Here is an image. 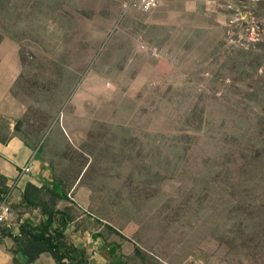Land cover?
Here are the masks:
<instances>
[{
	"label": "rangeland",
	"instance_id": "374dc122",
	"mask_svg": "<svg viewBox=\"0 0 264 264\" xmlns=\"http://www.w3.org/2000/svg\"><path fill=\"white\" fill-rule=\"evenodd\" d=\"M7 5L0 0V25L16 33L22 75L54 104L49 131L33 144L68 192L85 165L55 127L89 81L82 104L92 136L72 149L87 147L82 183L92 199L84 217L71 209L70 224L93 240L101 229L107 248L139 245L142 256L126 264H264V225L260 238L244 233L264 222V209L249 214L264 206V0H164L122 17L118 0H40L8 18ZM15 98L31 108L17 135L32 138L28 126L49 110L21 92ZM8 189L0 180V239L18 233L21 220L42 219L24 217ZM1 241L0 264H11L14 243Z\"/></svg>",
	"mask_w": 264,
	"mask_h": 264
},
{
	"label": "crops",
	"instance_id": "0c3cea01",
	"mask_svg": "<svg viewBox=\"0 0 264 264\" xmlns=\"http://www.w3.org/2000/svg\"><path fill=\"white\" fill-rule=\"evenodd\" d=\"M22 70L18 44L14 40L5 37L0 42V119L6 122L4 133H0V176L5 177L7 179V186L13 189V192L17 193L15 200H19L20 204L22 203V195L28 183H33L38 187L47 185L51 188H59L57 182L54 181L53 172L49 167V163L37 155V149L35 147H29L24 144L21 138L14 132L26 111V106L18 101L11 93V88L21 75ZM88 82L87 80L85 85L78 90L71 111L63 115L61 125L55 127V132L58 130L57 134L63 136L68 144L75 148H78L84 141L87 142L89 135V107L82 104L83 98L86 99V102L89 98V91L86 90ZM77 117L81 123L79 128H77ZM55 132L53 131V134H56ZM25 166L30 167V173L23 180L19 181L18 175ZM85 172L86 169L81 173L69 192L71 202H59L58 210L66 211L67 209H74L82 217L86 216L85 213L89 212L92 192L89 186L82 183ZM32 214H39L40 220L41 213L38 210H33L32 212L28 210L24 217L29 218ZM24 222L31 221L21 220L18 223V227ZM87 222L85 227L88 224ZM95 233H101V229ZM65 235L67 243L76 249L86 251V256H88L91 244H96L97 247L100 246V243L102 244V246L98 247L94 257H87L89 264H115L110 259L108 248L103 245L102 238L93 240L92 233H89L87 228L85 230L78 229V226L70 224ZM114 242L120 246V252L117 253L122 256L120 258L123 261L124 257L135 254L136 247L140 248L134 242ZM11 260V264H13V256ZM193 262L194 264H202L201 260H194ZM34 264L55 263L49 255L45 254Z\"/></svg>",
	"mask_w": 264,
	"mask_h": 264
},
{
	"label": "trees",
	"instance_id": "16d2710c",
	"mask_svg": "<svg viewBox=\"0 0 264 264\" xmlns=\"http://www.w3.org/2000/svg\"><path fill=\"white\" fill-rule=\"evenodd\" d=\"M33 2L40 3V0H7L8 5L3 7L6 8L7 14L6 17L11 16V11L20 10L26 12V10L31 9L30 4ZM6 20L3 23H7ZM0 29H3L7 34L3 36L0 33V42L5 38L8 37L13 39L14 34H12L11 30L0 25ZM68 76L75 77L74 72H67ZM77 78V77H76ZM21 92L22 95L33 99L34 102L38 105L44 106L48 112H43V110H39L38 114L40 113V117L38 119L39 125L38 127L28 126L31 130V134L34 135L32 138L20 137L21 140L29 147H35L33 144L35 140L38 142L42 141V135L47 133L52 125V118L55 114H53V103L50 100H46L47 102L40 101L41 98L45 95L47 89L43 85L37 82H29V80H25L22 73L19 78L16 80L14 85L11 88V93L14 97H16L17 93ZM37 92H41L40 97L38 96ZM37 93V94H36ZM31 108L26 109L22 119L20 120L18 126L14 130L16 134L22 132L23 127L27 122H29V118L27 119V115ZM99 126H105V124H98ZM27 135V133L25 134ZM92 136V130L89 132V137ZM98 137H101L98 135ZM5 142V140H3ZM37 146V145H36ZM85 149L81 148L79 150H73L72 146H67V151L73 152L77 154L80 153V156H83V162L86 166L89 162L88 152H85ZM101 158H107L106 151H101L99 154ZM100 164V163H99ZM81 168L79 175L75 179V183L77 179L80 177L81 173L84 171V167ZM92 164L89 166V170ZM88 172V168L84 174ZM54 181L57 182V186L59 188H51L47 185H43L42 187H38L33 183H28L25 187L24 193L22 195V205L23 207L28 210H38L41 213V221L36 225L32 222H24L18 228V233H12L10 230H3L1 233V239L3 238H10L14 243V248L10 251L13 255V264H34L42 255H49L55 264H89L88 258L84 250L76 249L75 247L69 245L67 243V238L65 232L69 227L70 223L72 222L71 218V209H67L66 211L58 210V204L61 201H69L68 195L69 192L64 189V177L59 179L53 174ZM84 179V177H83ZM82 179V180H83ZM0 180H3L5 191L9 190L7 186V179L5 177L0 176ZM74 183V184H75ZM87 185V184H85ZM88 186V185H87ZM92 189V188H91ZM264 209V206H254L251 208L250 215L252 213H256L257 215H261V210ZM264 213V210H263ZM264 221V220H263ZM264 225V222L259 225H246L247 229H244V233L250 232L251 234H256L254 238H260L259 230L261 226ZM109 228V227H107ZM111 231L115 232L114 229L109 228ZM237 238L242 239L241 230L231 231ZM95 238H102L100 233L94 236ZM252 238V240L254 239ZM0 239V243H2ZM246 245L242 243V246ZM243 249H246L243 247ZM120 250V246L117 244H113L111 247H108V253L110 259L115 262V264H126L125 261L119 259L117 257L116 252ZM135 255H141V249L136 247ZM21 258V261H20Z\"/></svg>",
	"mask_w": 264,
	"mask_h": 264
},
{
	"label": "built area",
	"instance_id": "2783aa9c",
	"mask_svg": "<svg viewBox=\"0 0 264 264\" xmlns=\"http://www.w3.org/2000/svg\"><path fill=\"white\" fill-rule=\"evenodd\" d=\"M164 0H118L120 8V16L130 10H136L141 12H149L157 9ZM30 167L25 166L22 168L21 172L18 175V180L21 181L27 177L30 173ZM3 212L8 214L10 213V208L6 205L2 208ZM96 253V252H95Z\"/></svg>",
	"mask_w": 264,
	"mask_h": 264
}]
</instances>
